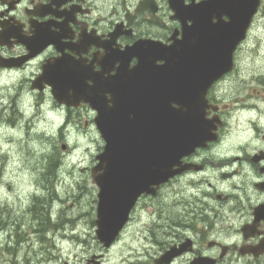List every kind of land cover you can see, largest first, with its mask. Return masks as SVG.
<instances>
[{"label":"flooded vegetation","instance_id":"af4514ba","mask_svg":"<svg viewBox=\"0 0 264 264\" xmlns=\"http://www.w3.org/2000/svg\"><path fill=\"white\" fill-rule=\"evenodd\" d=\"M213 3L0 0V78L17 85L14 99L26 91L41 112L53 99L51 82L70 75L92 84L103 75L108 111L123 95L124 106L143 112L150 103L140 101L153 99L159 113L163 91L180 125L203 130L199 145L175 163V175L141 194L111 247L94 237L99 249L86 264L108 262L121 238L132 253L127 264H264V76H241L240 46L227 72L202 60L218 41L217 22L228 19ZM53 102L68 113L89 108L94 116L85 128L95 126L87 104ZM3 107L15 112L11 102Z\"/></svg>","mask_w":264,"mask_h":264},{"label":"rangeland","instance_id":"374dc122","mask_svg":"<svg viewBox=\"0 0 264 264\" xmlns=\"http://www.w3.org/2000/svg\"><path fill=\"white\" fill-rule=\"evenodd\" d=\"M237 61L241 76H264L263 14L256 17ZM16 88L0 78V264H86L90 251L99 249L94 240L98 188L91 168L104 141L96 126L85 128L94 115L89 108L72 113L55 108L50 97L40 112L39 100L23 91L18 103L25 115L7 120L12 118L3 105ZM52 159L61 164L55 176L46 172ZM42 194L47 201L37 197ZM124 245L121 238L105 264H127L132 253Z\"/></svg>","mask_w":264,"mask_h":264},{"label":"water","instance_id":"95a60500","mask_svg":"<svg viewBox=\"0 0 264 264\" xmlns=\"http://www.w3.org/2000/svg\"><path fill=\"white\" fill-rule=\"evenodd\" d=\"M260 2L216 0V4L229 15V21L218 23V41L215 47H208L206 57L202 58L204 61L220 63L221 71L231 67L234 50L246 37ZM64 77L59 82L50 83L55 99L73 106L81 102L89 103L98 112L96 124L106 142L104 151L97 156L99 163L93 168L92 176L100 189L97 234L100 241L109 247L123 228L138 197L149 191L152 184L163 183L175 175V163L199 145L203 130L180 125L184 120L179 114L175 117L169 109L170 99L163 91L159 113L153 110V99L140 101L141 104L150 103V112L146 111V105L143 112L130 105L124 106L123 95L114 109L108 111V98L105 96L108 77H95L93 86H88L76 76ZM159 117L160 122L155 125ZM175 119L176 125L173 122ZM169 255L162 260L168 261L166 258Z\"/></svg>","mask_w":264,"mask_h":264},{"label":"bare ground","instance_id":"6f19581e","mask_svg":"<svg viewBox=\"0 0 264 264\" xmlns=\"http://www.w3.org/2000/svg\"><path fill=\"white\" fill-rule=\"evenodd\" d=\"M14 97L15 96H11L10 97V102L12 103V105H14V110H15V112H13V114H11L10 115V117L12 118L11 120H13V121H15V118H16V116H19V117H23L24 115H25V111H24V109L21 107V105H20V103H18L19 102V99L16 97L15 99H14ZM3 175V174H2ZM51 178H54V177H49L48 179H47V181H50V179ZM44 188V187H43ZM74 189V188H73ZM46 190H48V189H46ZM49 191V190H48ZM41 196H44V197H46V201H47V195L46 194H42V195H40V196H37L38 198L39 197H41ZM30 197H31V194H30ZM45 199V198H44ZM44 203H47V202H44ZM43 203V204H44ZM21 206V205H20ZM45 208V207H44ZM44 208H41L42 209V211H43V209ZM16 210H17V208H16ZM18 212V211H17ZM21 212V211H20ZM54 213V212H53ZM46 221H41V224H43V223H45ZM49 222L51 223V224H53L54 226H56L57 224H56V222H52V219L50 218L49 219ZM43 230H46V229H43ZM69 234L68 233H66L65 235H63V238L65 239V238H68L69 236H68ZM43 238H44V235L42 236ZM46 238V237H45Z\"/></svg>","mask_w":264,"mask_h":264},{"label":"trees","instance_id":"16d2710c","mask_svg":"<svg viewBox=\"0 0 264 264\" xmlns=\"http://www.w3.org/2000/svg\"><path fill=\"white\" fill-rule=\"evenodd\" d=\"M57 167V164L55 163V162H52V163H50V165H49V168L48 169H50L51 167ZM51 169H54V168H51ZM50 169V170H51ZM50 171H48V173H49ZM38 204L37 203H35V207L37 206Z\"/></svg>","mask_w":264,"mask_h":264}]
</instances>
